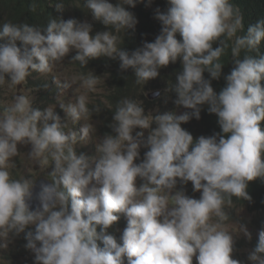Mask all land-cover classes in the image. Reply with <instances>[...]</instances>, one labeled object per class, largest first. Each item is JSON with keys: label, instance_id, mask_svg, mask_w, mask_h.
Here are the masks:
<instances>
[{"label": "clouds", "instance_id": "obj_1", "mask_svg": "<svg viewBox=\"0 0 264 264\" xmlns=\"http://www.w3.org/2000/svg\"><path fill=\"white\" fill-rule=\"evenodd\" d=\"M143 2L86 0V6L94 21L127 32L138 20L125 6ZM167 5L166 11L156 10L161 29L154 41L131 52L118 47L119 37L111 31L92 35V24L75 18H52L43 29L27 23L0 26V85L50 72L72 50L71 59L81 66L102 56L118 60L120 70L131 69L138 84L157 78L160 68L179 58L182 72L171 91L175 105L190 110L146 115L142 102L125 98L112 118L114 135H105L99 155L89 157L77 154L74 145L83 136L65 132L55 109L34 108L29 96L16 95L0 115V236L7 241L0 247L23 233L34 264H193L194 257L197 264H240L232 258L234 243L251 234L239 224L244 236L234 238L222 225L232 197L251 201L249 182L264 179V55L239 58L241 50L259 52L264 19L237 35L244 29L243 15L230 0H167ZM54 8L61 12L64 5ZM222 37L234 38V67L217 93L211 80L222 75L219 60L227 47ZM100 78L90 73L83 86L94 90ZM205 104L221 131L194 140L181 125L199 120ZM59 107L73 122L90 116L104 126L90 113L86 95ZM21 144L31 145L35 157H52L55 179L41 181L38 191L36 181L12 179L8 171ZM141 147L148 149L142 160ZM188 182L200 192L198 199L186 195ZM248 260L264 264V228Z\"/></svg>", "mask_w": 264, "mask_h": 264}, {"label": "trees", "instance_id": "obj_2", "mask_svg": "<svg viewBox=\"0 0 264 264\" xmlns=\"http://www.w3.org/2000/svg\"><path fill=\"white\" fill-rule=\"evenodd\" d=\"M110 2L115 4L117 0H110ZM230 2L237 6L243 15L244 29L238 32L237 35L246 34L249 25L255 24L260 19H264V0H230ZM57 3H62L64 5L63 11L58 12L55 10L54 6ZM167 6V0H150V2L149 0H144L143 3H137L134 8L125 6L127 10L135 15L138 23L134 31L129 30L125 32L124 30H120L117 32L115 29L111 28V26L107 29L98 21L92 19L91 12L86 6V0H0V26L6 22L15 24L27 23L43 29L52 18L63 20L75 18L80 22L87 21L91 23L93 26L92 35L99 31H111L114 35L119 37L118 47L131 52L141 47L144 42L154 41L161 29L160 22L155 19L156 10L159 9L161 12L166 11ZM177 39H180L179 35H177ZM221 39H225L227 43L225 52L219 60V62L223 64L222 75L218 80H211V86L217 93L225 86L224 76L229 74L234 67L231 53L234 38L233 40H227L225 37ZM216 46L218 45H213V47ZM75 54V50L70 52L68 59L72 66L76 67L79 72L84 75H89L91 73L99 78H104V101L98 100L93 104L92 102L87 103L90 113H92L93 110L95 117L100 118L101 122L104 123L101 129L103 130V136L111 134L112 126L115 123L112 119L113 115L118 104L125 98L142 102L145 110L154 111L153 115L162 114L166 111H173L177 114L190 111L175 105L174 101L177 97L176 94L171 91L176 84V76L182 72V63L179 58L175 63H170L168 66L160 68L157 78L149 80L146 84H138L131 69L127 71L120 70L118 60L102 56L98 59L90 60L87 66H81L78 61L71 59ZM245 55H264V41L259 45L258 53L241 50L239 58L242 59ZM38 73L39 72H32L30 76H36ZM203 75L205 79H210L207 72ZM29 80H31L33 88L38 91L33 101V107L41 110L44 109L47 104H51L54 101L57 97L58 89H63L58 83H54L51 78L46 79L43 75L36 76ZM261 85L264 87V81H261ZM154 91H158L159 95L152 99L149 98L148 95L154 93ZM48 106L49 105H47V107ZM0 109H3L1 102ZM207 109L208 105H203L201 107L199 120L192 118L189 122L181 125L182 128L192 134L194 140L199 136H211L221 131L217 123L216 115L212 114L211 116L208 112V115H210L208 116L206 113L208 111ZM0 112L2 113V111ZM261 128L264 129V121L261 122ZM133 133L135 135V130ZM75 150L76 152H82V149L77 147H75ZM147 150L148 149L143 147L139 149L140 160L143 159L144 153ZM262 159H264V156H262ZM140 160L135 162L139 163ZM41 177H45L51 181L55 179L51 173L43 174ZM14 179H18V175H16ZM180 187L178 183L177 189ZM183 188L186 195L197 199L200 197L199 192L193 191L191 182H188ZM247 191L252 198L251 201H244L243 199L232 197V204L230 206L226 205L225 211L229 214L230 220L238 219L236 215L238 210L250 211L253 214L249 224L254 231L261 230V228H264V179L257 178L249 182ZM97 230L99 231V228ZM11 238V247L8 251L9 255H6L0 264H29L28 261L24 260L26 258L30 259V251L24 247L26 244L24 234L21 233ZM257 242V233L251 234V239L246 237L237 239L234 243L232 258L239 260L240 264H251L248 260V255L255 248ZM97 243L103 246L99 241ZM193 264H197L195 257L193 258Z\"/></svg>", "mask_w": 264, "mask_h": 264}, {"label": "rangeland", "instance_id": "obj_3", "mask_svg": "<svg viewBox=\"0 0 264 264\" xmlns=\"http://www.w3.org/2000/svg\"><path fill=\"white\" fill-rule=\"evenodd\" d=\"M74 51V50H72ZM70 51V52H72ZM43 75L46 79H52L54 83H58L60 87L63 89L57 90V97L54 101L44 109L53 108L55 112L60 116L62 123L65 125L64 131H71L74 130L77 132L78 138L83 136L82 139H78V142L74 145L79 149H82V152H77V154H85L86 156H98L99 153L97 152V147L101 143L103 139V135L101 129L103 125L99 124L98 122L94 121L90 116L81 118L78 122H73L70 118H68L63 110L59 107L60 105H68V104H75L77 99L80 95L87 96V103L92 102V104L96 100L104 101L103 92L104 82L103 78L99 79L98 84L95 86L94 90H88L86 87L83 86V78L88 76L84 75L83 73L79 72V70L72 66L71 62L68 61V56H66L62 61L56 62L52 67V70L47 73L39 72L36 76ZM36 76H28L26 80L18 85L11 84L10 81L7 79L3 85H0V102L3 105V109H0V115L6 113V110L12 105L14 102V97L16 95H27L32 100V106L34 98L38 94V91L35 90L32 86V82L29 79H33ZM70 83V88H65L64 84ZM55 85V84H54ZM152 99V97H151ZM42 109V110H44ZM153 110H145L146 115H153ZM152 127H155L153 124ZM87 128L88 131L85 134L83 129ZM139 130V129H138ZM146 133V130H145ZM144 133V134H145ZM114 135V133L111 132ZM148 132L146 133L145 137L147 136ZM147 149V148H145ZM53 169V160L50 154L45 153L43 156L35 157L31 155V145L21 144L18 145V154L12 158V163L8 168L10 172V176L12 179L16 175H18V179L28 178L33 181H37L43 174L51 173ZM141 181L137 180V185H139ZM200 193V192H199ZM165 194V193H161ZM252 214L250 211L244 210L238 214V219H228L227 221L223 222V227L225 230L230 231L234 234V238H238L240 236H244L242 233H239V224H244L247 227V230L250 234L257 233L259 230H253L251 225L249 224L250 219L252 218ZM215 217L213 221L215 222ZM12 239L11 237L8 240ZM7 242L3 236H0V243ZM10 242L8 243L7 247H0V262L4 260L8 251L10 250ZM30 259L26 258L25 261H28L29 264H34V254L30 251ZM21 260V261H24Z\"/></svg>", "mask_w": 264, "mask_h": 264}, {"label": "water", "instance_id": "obj_4", "mask_svg": "<svg viewBox=\"0 0 264 264\" xmlns=\"http://www.w3.org/2000/svg\"><path fill=\"white\" fill-rule=\"evenodd\" d=\"M41 181H44V182H51V181H49L48 179H46V178H44V177H40L37 181H36V190L38 191V188H39V184H40V182ZM37 201L34 199L33 201H32V207L33 208H35L36 206H37Z\"/></svg>", "mask_w": 264, "mask_h": 264}, {"label": "bare ground", "instance_id": "obj_5", "mask_svg": "<svg viewBox=\"0 0 264 264\" xmlns=\"http://www.w3.org/2000/svg\"><path fill=\"white\" fill-rule=\"evenodd\" d=\"M206 111H207V110H206ZM206 111H205V112H206ZM206 113H207V115H208V111H207ZM208 116H210V115H208ZM211 116H212V114H211ZM204 117H206V116H204ZM209 118H211V117H209ZM205 119H206V118H205ZM206 120H207V119H206ZM206 120H205V121H206ZM207 122H208V121H207Z\"/></svg>", "mask_w": 264, "mask_h": 264}]
</instances>
